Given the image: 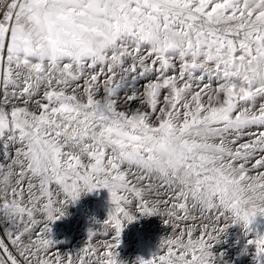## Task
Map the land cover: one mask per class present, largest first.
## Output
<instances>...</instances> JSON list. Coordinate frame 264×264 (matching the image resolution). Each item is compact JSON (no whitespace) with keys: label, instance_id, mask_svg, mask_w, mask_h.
<instances>
[{"label":"snow or ice","instance_id":"obj_1","mask_svg":"<svg viewBox=\"0 0 264 264\" xmlns=\"http://www.w3.org/2000/svg\"><path fill=\"white\" fill-rule=\"evenodd\" d=\"M101 189L104 239L58 252L50 225ZM149 216L171 234L134 264H218L264 217V0H0V264H122Z\"/></svg>","mask_w":264,"mask_h":264},{"label":"rangeland","instance_id":"obj_2","mask_svg":"<svg viewBox=\"0 0 264 264\" xmlns=\"http://www.w3.org/2000/svg\"><path fill=\"white\" fill-rule=\"evenodd\" d=\"M247 139L248 137H244V140ZM108 210L109 196L106 190L101 189L90 194H81L74 204L68 205L65 209V216L73 220L66 224L58 220L50 225L51 231L53 229L50 238L55 249L62 254L72 253L75 257L76 253L89 243V231L98 233L93 238V243H99L104 239L103 222L107 218ZM163 220L164 218L158 216L137 217L134 222L127 224L121 233L120 246L117 249L118 260L122 264H134L138 257L150 258L151 254L157 250L160 241L171 234V226ZM188 223L191 224L192 221ZM252 228L254 232L250 233L248 237L244 236L238 226L227 229L225 234L220 237V242L213 248L214 254H223L218 264H252L250 250L249 255H241V251L246 246V239L255 234L264 235V217L258 216Z\"/></svg>","mask_w":264,"mask_h":264},{"label":"clouds","instance_id":"obj_3","mask_svg":"<svg viewBox=\"0 0 264 264\" xmlns=\"http://www.w3.org/2000/svg\"><path fill=\"white\" fill-rule=\"evenodd\" d=\"M168 155L166 153H159L156 156L155 167L159 169H166L168 167Z\"/></svg>","mask_w":264,"mask_h":264},{"label":"bare ground","instance_id":"obj_4","mask_svg":"<svg viewBox=\"0 0 264 264\" xmlns=\"http://www.w3.org/2000/svg\"><path fill=\"white\" fill-rule=\"evenodd\" d=\"M70 216H71V215H70ZM75 218H76V216H75ZM70 220L72 221L73 219L70 218V217H68V216H65V215H64L63 218L59 219L60 222L65 223V224H66L67 222H69ZM80 220H81V219H80ZM57 221H58V220H57ZM85 222H86V221H85ZM189 222H190V221H189ZM75 223H76V222H75ZM192 223H193V222H192ZM67 225H68V224H67ZM72 225H73V224H72ZM101 225H102V224H101ZM99 227H100V226H99ZM101 227H102V226H101ZM61 228H63V227H61ZM92 228H93V227H92ZM92 228H91V229H92ZM59 229H60V228H59ZM95 229H96V228H95ZM62 230H64V229H62ZM99 231H100V230H99ZM51 232H53V229H52ZM58 232H59V231H58ZM58 232H57V233H58ZM54 233H55V232H54ZM59 234H60V233H59Z\"/></svg>","mask_w":264,"mask_h":264}]
</instances>
